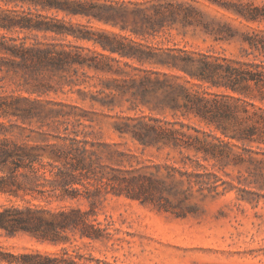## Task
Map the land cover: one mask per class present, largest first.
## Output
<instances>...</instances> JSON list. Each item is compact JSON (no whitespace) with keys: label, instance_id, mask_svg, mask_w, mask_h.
<instances>
[{"label":"trees","instance_id":"trees-1","mask_svg":"<svg viewBox=\"0 0 264 264\" xmlns=\"http://www.w3.org/2000/svg\"><path fill=\"white\" fill-rule=\"evenodd\" d=\"M128 1L129 3L124 0H0V70L20 76L25 90L37 93L43 85L42 71L56 73L59 70H71L77 74L82 69L80 72L84 76H88L85 69L93 70L95 74L119 72L111 62L117 63L118 59L115 57L103 52H84L82 47L70 43L40 42L37 32H42L44 35L53 33L71 35L77 40H92L102 50L116 53L120 57L135 58L140 63L153 60L169 69L183 71L194 81H178V76L144 70L137 77L123 80V84L117 78L104 81V84L112 85L119 94L129 93L140 101H144L145 95L150 92L160 93L167 99L165 106L174 114L179 112L182 116H192L204 123L207 129L183 121L176 127L175 122L160 123V120L149 117L148 121L137 120L132 124L123 122L124 127L118 129L120 133L129 132L144 146H168L177 149L179 153H183V149L190 151L192 155L184 154L181 161L183 164L202 168L203 171L188 172L187 169L165 165V174L160 173V166H156L155 174L137 172L120 177L117 173H132L137 170L111 168L114 173L109 176L102 169L103 151L99 153L89 148L88 141L79 139L77 134L52 135L50 139L41 132L40 137L34 138L32 143L18 142L7 136L1 129L3 124L0 122V171L3 172L0 175V191L23 198L29 196L34 200L44 199L46 202L42 205L26 199V203L22 205L3 206L0 209V228L7 234L27 232L39 241L52 243L69 241L68 233L94 241L101 240L104 228L95 217L91 219V216L96 215L93 209L94 195L100 190L99 186L104 184V179L119 183L111 187L112 193L125 194L140 201L160 193L167 185L165 177L175 185H182L186 181L188 188L195 184L200 191L204 188L208 191L215 190L217 179L212 181V178L217 176L201 163L202 160L212 159L221 166H239L250 177L248 184H253L259 192L264 191V60L232 61L226 57L205 54L195 56L183 48L162 50L160 54H154L124 36L105 31L92 32L79 25L67 26L57 16L40 12L55 11L68 16H87L126 28L129 20L133 24L139 21L143 24L176 12L171 8L164 11L159 7H187L184 11L177 12L183 19L209 26L203 13L189 5L154 3L153 0H145L142 4ZM211 2L230 8L246 21L264 20V7L251 0ZM146 3L150 4L147 6ZM24 5L26 8H23ZM129 7H156V10L150 15L142 8ZM221 30L231 33L233 28L223 22L216 29L217 32ZM244 42L251 49L246 54L257 51L264 56V29L246 34ZM213 88L223 90H212ZM20 101L30 100L20 95H0V114L6 116L11 112L23 117L33 112L31 105L19 106ZM89 145L92 147L94 143L90 142ZM42 155L48 158L45 162ZM118 155L121 156L122 153ZM106 159L112 160L109 156ZM176 172L179 178H176ZM84 180H94L100 185H96L93 190L87 189ZM77 184L85 189L81 190ZM256 194L264 196L263 193ZM81 196L89 201L88 210L48 206L53 200L61 202ZM241 198L247 200L243 195ZM92 260L94 263H91ZM100 262L102 261L98 258L75 249L70 252L65 247H61L59 253L34 250L13 254L0 251V264Z\"/></svg>","mask_w":264,"mask_h":264},{"label":"rangeland","instance_id":"rangeland-1","mask_svg":"<svg viewBox=\"0 0 264 264\" xmlns=\"http://www.w3.org/2000/svg\"><path fill=\"white\" fill-rule=\"evenodd\" d=\"M124 1L129 3L128 0ZM131 1L142 4L145 0ZM251 1L264 7V0ZM152 2L192 6L203 13L209 26L183 19L177 12L184 11L187 7H159L164 11L171 8L176 12L174 15L167 14L159 20L145 21L143 24L140 21L133 24L129 20L126 28L87 16H68L55 11L40 12L57 16L67 26L79 25L92 32L105 31L124 36L154 54H160L162 50L183 48L195 56L205 54L211 57H226L232 61L264 60V56L257 51L246 54L251 49L244 42L246 34L264 29V20L246 21L234 14L230 8L211 0ZM146 4L148 6L150 3ZM23 8H26V5ZM129 8H142L150 15L156 10V7ZM223 22L233 28L231 33L216 31L219 23ZM37 34L40 42L70 43L82 47L84 52H103L107 56L115 57L118 59L117 63L111 62L119 72L95 74L93 70L85 69L88 76H84L80 72L82 69L77 74L71 70H59L56 73L42 71L43 85L37 93L26 91L20 76L0 70V95H20L33 101L19 102L21 107H33V112L23 117L11 112L6 116L0 114V122L3 124L1 129L7 136L18 142L32 143L34 138L40 137L41 132L50 139L52 135L77 134L79 139L88 141L89 148L99 153L103 151L102 169L109 176L114 173L111 168L123 171L137 170L132 173H117L120 177L137 172L155 174L156 166H160V173L165 174V165L187 169L188 172L203 171L202 168L183 164L181 161L184 154L192 155L190 151L183 149V153H179L177 149L168 146H144L129 132L120 133L118 129L124 127L123 122L132 124L137 120L148 121L149 117L160 120V123L175 122L176 127L183 121L207 129L204 123L192 116H182L179 112L174 114L165 106L167 99L160 93L150 92L145 95L144 101H140L129 93L119 94L112 85L104 84V81L112 78H117L120 84H123V80L137 77L143 74L144 70L178 76V81H194L186 73L169 69L153 60L140 63L135 58L120 57L116 53L102 50L93 44L92 40H77L71 35L53 33ZM99 89L102 91H98ZM90 142L94 143L92 147ZM119 153L122 155L119 156ZM108 156L111 161L106 159ZM47 159L46 155H42L43 162ZM117 160L121 162H116ZM201 163L216 174L217 177L212 178V181L217 179L215 190H198V186L193 184V177V186L190 188L187 187L186 181L182 185H175L165 177L167 185L160 193L140 201L125 194L112 193L111 187L119 185L114 180L104 179L102 186L94 180H84L87 189L93 190L96 185L100 188L94 195L93 209L96 215L91 216V219L95 217L104 228L101 240L94 241L68 233L67 242H42L27 232L10 235L0 228V251L13 254L34 250L59 253L61 247H65L70 252L75 249L98 258L102 261L100 264H264V196L256 194H264V191L259 192L253 184H248L250 177L239 166H221L212 159L202 160ZM46 167L49 169L48 165ZM2 174L0 171V175ZM179 177L176 172V178ZM183 178L185 179V176ZM77 186L81 190L85 189L80 184ZM242 195L247 197V200L242 199ZM26 199L31 197L23 198L0 191V209L11 204H25ZM31 201L46 204L44 199ZM48 206L79 207L82 210L90 208L89 201L83 196L61 202L53 200Z\"/></svg>","mask_w":264,"mask_h":264}]
</instances>
